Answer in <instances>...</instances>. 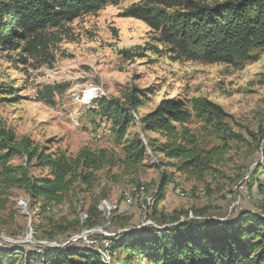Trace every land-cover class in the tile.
I'll use <instances>...</instances> for the list:
<instances>
[{"label": "rangeland", "instance_id": "obj_1", "mask_svg": "<svg viewBox=\"0 0 264 264\" xmlns=\"http://www.w3.org/2000/svg\"><path fill=\"white\" fill-rule=\"evenodd\" d=\"M141 1L113 0L96 14L48 32L44 55L0 51V124L13 128L19 138L31 137L41 147L61 148L74 155L84 148L104 149L118 162L125 158L127 140L138 136L145 145L159 143L161 137L145 132L140 121L161 101L177 99L193 111V101L199 98L223 107L224 122L244 139L224 141L196 115L191 126L203 146L227 150L205 181L176 175L172 168L160 165L159 157L148 148L146 167L139 173L124 174L120 163L105 169L98 173L92 192L70 195L47 219L39 205L32 206L28 196L19 193L14 206L0 214V254L10 244L31 249L52 246L44 237L54 223L71 227L74 237L99 229L108 236L117 235L130 229L127 219L135 227L132 230L161 228L150 213L163 175L176 176L180 187L178 195L170 192L160 204L162 213L211 205L213 217L233 221L250 211L264 212V189L258 187L264 182V51L255 50V60L238 66L175 61L166 52L152 50L155 35L145 23L125 16L127 9ZM133 94L141 105L121 140L113 122L99 113L95 102L104 97L127 103ZM26 161L19 155L13 164L25 165ZM251 173L258 179L252 187L247 184ZM22 203L27 205L26 211ZM88 217L99 221V226L92 222L76 225L87 222ZM64 238L62 235L60 243L67 242ZM106 242L102 249L93 242L82 244L101 253L108 248Z\"/></svg>", "mask_w": 264, "mask_h": 264}, {"label": "trees", "instance_id": "obj_2", "mask_svg": "<svg viewBox=\"0 0 264 264\" xmlns=\"http://www.w3.org/2000/svg\"><path fill=\"white\" fill-rule=\"evenodd\" d=\"M112 1L0 0V51L44 55L48 32L96 14ZM125 16L149 27L155 35L152 50L166 52L178 62L238 66L255 60V50L264 51V0H142L127 9ZM95 103L99 113L113 122L114 132L125 140L141 100L133 94L127 103L104 97ZM196 115L224 141L244 139L224 122L227 114L223 107L199 98L193 101V111L177 99L161 101L140 121L145 132L161 137L159 143L145 145L138 136L127 140L125 158L118 162L104 149L84 148L74 155L61 148L41 147L31 137L19 138L13 128L0 124V214L9 211L21 193L28 196L32 206L39 205L43 219H47L70 195L81 197L92 192L99 172L120 163L124 174L139 173L146 167L148 148L159 157L160 165L172 168L176 175L205 181L214 174L227 150L203 146L191 126ZM19 155L27 159L25 165L13 164ZM37 171H41L40 176ZM175 177L163 175L151 205L150 217L163 229L132 230L135 227L127 219L131 230L107 238L110 246L104 255L83 241L59 246L62 235L66 241L75 235L71 227L54 223L44 237L52 246L35 245L31 249L25 244H10L0 254V264H264L263 211L240 214L233 221L213 217L211 205L162 213L160 204L167 195L179 194ZM257 180L251 173L247 184L252 187ZM263 183L258 186L260 191ZM92 220L88 217L87 222L78 221L76 225L92 222L99 226V221ZM94 238L104 236L97 233Z\"/></svg>", "mask_w": 264, "mask_h": 264}, {"label": "built area", "instance_id": "obj_3", "mask_svg": "<svg viewBox=\"0 0 264 264\" xmlns=\"http://www.w3.org/2000/svg\"><path fill=\"white\" fill-rule=\"evenodd\" d=\"M102 234L104 236V238L102 239H96L94 238V235L95 234ZM115 235V234H113ZM113 235H106V234H103L101 232H96V233H85L83 232L81 235L77 236V237H72L70 240H68L67 242L65 243H62V244H58V245H69V244H72V243H78L80 241H83V243L85 242H93V243H96L98 244V246L102 249L103 247V244H105V241L107 240V238L113 236Z\"/></svg>", "mask_w": 264, "mask_h": 264}, {"label": "water", "instance_id": "obj_4", "mask_svg": "<svg viewBox=\"0 0 264 264\" xmlns=\"http://www.w3.org/2000/svg\"><path fill=\"white\" fill-rule=\"evenodd\" d=\"M21 206L24 208V210L26 211V208H27V205L26 204H24V203H22L21 204ZM141 230V228L140 229H138V231H140ZM99 232L101 231L100 229L98 230Z\"/></svg>", "mask_w": 264, "mask_h": 264}, {"label": "bare ground", "instance_id": "obj_5", "mask_svg": "<svg viewBox=\"0 0 264 264\" xmlns=\"http://www.w3.org/2000/svg\"><path fill=\"white\" fill-rule=\"evenodd\" d=\"M106 244H107V246H110V241L107 240ZM100 251H102V250H100ZM102 253L105 255V252H102Z\"/></svg>", "mask_w": 264, "mask_h": 264}]
</instances>
